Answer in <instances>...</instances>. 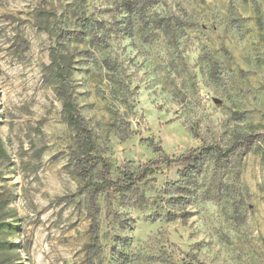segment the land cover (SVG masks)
Masks as SVG:
<instances>
[{
    "label": "rangeland",
    "instance_id": "obj_1",
    "mask_svg": "<svg viewBox=\"0 0 264 264\" xmlns=\"http://www.w3.org/2000/svg\"><path fill=\"white\" fill-rule=\"evenodd\" d=\"M0 264H264V0H0Z\"/></svg>",
    "mask_w": 264,
    "mask_h": 264
},
{
    "label": "trees",
    "instance_id": "obj_2",
    "mask_svg": "<svg viewBox=\"0 0 264 264\" xmlns=\"http://www.w3.org/2000/svg\"><path fill=\"white\" fill-rule=\"evenodd\" d=\"M58 57L54 58V61L57 62ZM67 114L71 125L78 132L80 138V148L82 150V154L89 159H92L91 155L94 149L91 132L85 125V121L82 115L79 113L76 107L73 105L67 108ZM88 163V161H87ZM93 165V163L91 164ZM89 171H86V174Z\"/></svg>",
    "mask_w": 264,
    "mask_h": 264
}]
</instances>
